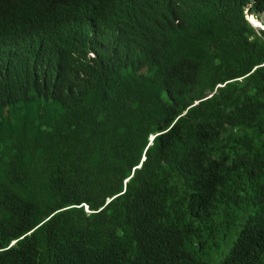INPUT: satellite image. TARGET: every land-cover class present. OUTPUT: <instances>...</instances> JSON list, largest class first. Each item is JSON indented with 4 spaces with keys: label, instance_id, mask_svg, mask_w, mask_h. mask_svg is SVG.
I'll list each match as a JSON object with an SVG mask.
<instances>
[{
    "label": "trees",
    "instance_id": "16d2710c",
    "mask_svg": "<svg viewBox=\"0 0 264 264\" xmlns=\"http://www.w3.org/2000/svg\"><path fill=\"white\" fill-rule=\"evenodd\" d=\"M247 4L264 9L0 0V40L62 37L55 24L71 18L158 29L147 75L114 72L81 35L64 42L58 73L37 82L61 87L64 75L73 87L82 75L84 98L67 110L26 115L0 95V264H264V31L244 18ZM13 75L0 66V81Z\"/></svg>",
    "mask_w": 264,
    "mask_h": 264
},
{
    "label": "clouds",
    "instance_id": "9594fccd",
    "mask_svg": "<svg viewBox=\"0 0 264 264\" xmlns=\"http://www.w3.org/2000/svg\"><path fill=\"white\" fill-rule=\"evenodd\" d=\"M250 6L251 4L245 5L244 18L253 29L256 26L264 31V24L258 19L259 16L257 17L264 9L254 12L250 11ZM247 14H250L249 17H246ZM55 25L61 29L62 37L54 36L49 28L35 34L23 31L18 34H9L5 39L0 40V66H11L14 71L12 77H5L0 81V95L5 101H12L13 108L18 112L27 115L32 108L38 112L45 109L54 114L71 108L74 103L84 98L81 85L83 76L80 74L76 78L77 85L73 87L65 84L64 75H59V79L62 80L61 87L40 85L37 82L39 75L51 76L58 73L59 60L67 52L64 42L79 35H81L82 45H94L102 50L106 64L114 72L124 74L125 71L133 68L142 74H148V60L153 48L154 35L158 31L156 26L142 31H133L127 25L115 21L111 27H103L100 18L94 21L71 18L61 20ZM176 27L190 30L189 23L181 17L176 20ZM86 55L88 58L95 57V53L90 49L87 50ZM147 85L148 81L140 82L136 87L138 90L134 92L146 89ZM165 130L150 133L147 136L141 160L137 166L131 168L129 175L124 179V188L134 169L141 166L147 147ZM110 200L111 198H107L106 203ZM84 209L88 211L87 205H84Z\"/></svg>",
    "mask_w": 264,
    "mask_h": 264
},
{
    "label": "rangeland",
    "instance_id": "374dc122",
    "mask_svg": "<svg viewBox=\"0 0 264 264\" xmlns=\"http://www.w3.org/2000/svg\"><path fill=\"white\" fill-rule=\"evenodd\" d=\"M249 15H250V14H247L246 17H249ZM258 16H259L258 19L261 21V23L264 24V11L260 12V14H259ZM254 29H255L256 31L260 30V28H258V27H256V26H254ZM212 262H213V261H212Z\"/></svg>",
    "mask_w": 264,
    "mask_h": 264
},
{
    "label": "bare ground",
    "instance_id": "6f19581e",
    "mask_svg": "<svg viewBox=\"0 0 264 264\" xmlns=\"http://www.w3.org/2000/svg\"><path fill=\"white\" fill-rule=\"evenodd\" d=\"M254 21H256L255 19H254ZM11 45H9V47H10ZM9 47L7 48V52H8V50H9ZM33 49H36V47H33ZM40 49H42V48H40ZM45 49V48H44ZM6 51H5V53H7ZM34 52H39V51H34Z\"/></svg>",
    "mask_w": 264,
    "mask_h": 264
}]
</instances>
